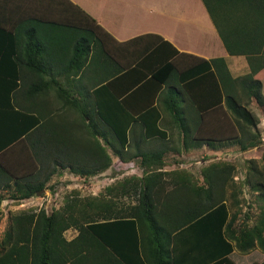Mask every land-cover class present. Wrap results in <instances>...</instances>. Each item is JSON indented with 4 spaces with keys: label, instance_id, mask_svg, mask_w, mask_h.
Segmentation results:
<instances>
[{
    "label": "trees",
    "instance_id": "16d2710c",
    "mask_svg": "<svg viewBox=\"0 0 264 264\" xmlns=\"http://www.w3.org/2000/svg\"><path fill=\"white\" fill-rule=\"evenodd\" d=\"M203 1L214 19L227 50L232 55L247 56L250 72L235 78L224 58L204 61L202 65L208 67L211 72L208 75H216L218 78L217 96H204L206 99L202 101L192 93L190 104H186L178 95L172 100L166 99L159 103L164 105L163 109H166L165 111L170 114L180 130L185 150L208 145L213 150L234 146L239 151L246 152L262 144L259 129L261 117L256 115L250 106L258 107L264 116V0ZM54 5L58 13L69 18L66 19L67 21L55 22V24L60 25L70 37L68 48L71 47L72 41L74 42L73 65L64 66L61 70H43V16L42 19L35 16L37 14L33 12L37 13V10L26 0H0V156L8 148L15 146V164L19 167L24 160L25 165L28 166L19 173L18 167L13 166L16 176L15 188L9 185L12 190L8 196L0 193V220L3 216L1 204L5 198L29 199L46 188L53 171L47 170L46 164L43 163V155H48L45 160L47 162L56 153L55 142L69 138L64 137L69 135L59 134V136L54 132L55 125H57L56 129L63 124L83 125L92 136L91 142H94L92 144L90 142V155L93 148V156L96 160L92 169L86 164L83 166L74 164L81 161L86 153L83 149L78 152L69 145L65 147L64 156L70 163L64 165V168L68 167L74 173L88 178L90 174H98L109 168L113 163V156L123 161L142 157L144 175L142 178L136 175L128 176L122 182L124 186L126 181L133 180L132 183L127 182V184H132L134 187L133 198L138 200L135 205L130 206L127 212L114 213L110 207L106 213H103L105 202H101V208L91 214V217L89 216L91 223H87L86 220L88 197H79L77 193L74 194L73 199L65 201L63 209L55 210L50 214H47L43 208L10 210L5 231L0 239V264H75L67 259L53 262L54 257L48 256L52 255L56 245L55 236L62 234L71 223L80 220H82L79 225L80 234L76 240L84 239L86 242L84 235L89 231L93 240L111 249L119 260L120 258L124 260V257H118V248L110 245L106 240L105 231L124 232L126 228L123 229L122 225L126 224L129 225L128 228L132 227L135 230L134 235L139 239V229L136 227L145 222L150 228L152 227L149 231L152 230L154 235L151 233L149 235L151 234L156 243V248L154 250L151 248L150 254L155 255L154 260L159 261L160 264H176L173 257L175 232L186 227L196 228L197 231L202 224L211 234L225 239L226 236L235 239L240 251L248 252L255 247L264 250V171L252 161L248 175L238 184L235 179L237 164L225 159L210 160L211 157L216 158V155L205 158L208 162L201 166L199 176L189 168L161 172L158 171L161 166L147 164V160L152 159L153 156L160 155L159 157L162 158L165 151L136 152L126 158V154L133 147L128 131L133 126L141 124L146 128V135L151 137V128L158 127L161 120V113L156 107L143 111L145 109H142L144 105L141 103V108L139 107L142 110L141 114L135 117V112L140 109L134 108L132 105L134 103H129L128 99H124V102L119 99L118 81L129 78V82H133L144 73L143 70L139 72L142 67L137 66L121 74L122 68L101 60L102 67L95 69L99 78L94 84H81L90 66L91 41L93 38L95 40L98 38L97 50L102 44L101 39L97 37L99 25L91 27L89 22L84 21L81 17L89 18V15L70 0H53V8ZM39 13L43 15V10ZM70 16L77 20H72ZM167 44L171 45L169 42ZM161 50L162 48L153 52L151 56L153 63L149 65L153 71L152 79L160 83L161 79H165L164 76H167L166 81L169 79L168 72L171 74L177 69L173 61H165L158 67L152 66L157 62ZM174 51L178 52L177 49ZM92 58L94 59L95 56L93 55ZM148 59L150 56L147 61ZM159 59L162 60L161 57ZM43 72L51 76L57 75L49 79V82H52L55 90L61 94L58 103L60 104L58 120L55 117L57 109L43 110V98L30 99L39 98L38 94L43 95ZM70 76L74 78L73 84L64 86L60 79ZM131 86L129 84V88H132ZM143 89H146L147 95L151 96L157 86L148 84ZM23 92L25 98L22 100ZM134 95L136 94L130 97ZM151 104L149 103V106ZM51 107H54V103ZM219 108H226L227 119L213 116V111ZM71 111L76 112L78 118L63 117L66 115L63 113ZM45 136L52 142L49 143L50 147H53L49 153L43 149ZM83 146L85 147V144ZM126 147L128 151H125ZM108 149H111L113 156L108 153ZM32 152L38 162L35 168L29 163L33 158ZM29 155L30 158L27 160ZM164 164L165 162L162 161V166ZM10 167L6 169L0 165V179L14 178L8 173ZM147 174L168 176L169 182L176 188L175 191L179 196L163 197L161 194L163 183L150 182ZM180 174L187 176L186 180H176ZM157 185L159 188L152 193L150 186L155 188ZM245 185L249 187L253 202L257 204V213L253 211L254 215H251L253 213L250 211L247 212L248 209L235 208L240 202L237 199L238 191H242ZM6 186L7 183L0 184V190L5 189ZM140 186L144 191L138 193ZM103 197L104 194L96 200ZM81 204L83 208L80 207ZM70 205L73 208L78 207L80 214L67 215ZM231 210H237V213H232ZM240 213H243L246 220L253 224H236L241 218ZM82 217L84 219H81ZM106 227L112 228L104 230ZM141 231L144 232L143 229ZM236 231L238 237L232 235ZM147 233L148 230L143 236L141 235L142 244L149 237ZM229 248L233 249L228 242ZM142 249V253L146 256L144 246Z\"/></svg>",
    "mask_w": 264,
    "mask_h": 264
},
{
    "label": "crops",
    "instance_id": "0c3cea01",
    "mask_svg": "<svg viewBox=\"0 0 264 264\" xmlns=\"http://www.w3.org/2000/svg\"><path fill=\"white\" fill-rule=\"evenodd\" d=\"M26 1L37 10V13L33 12V14H37L35 16H38L39 19H42L41 16H43V70H61L64 69V66H72L74 42L72 41L71 47L68 48L67 44L70 41V37L60 25L55 24V22L61 23L67 21L69 18L67 19L66 15L58 13L55 5L53 8V0ZM70 1L89 15V18H81L89 22L91 27L99 25L97 37H99L102 42V44H100V49L97 50L96 41L98 38L96 40L93 38L91 41L90 66L87 68V73L84 78H82L81 84H94V81L99 78L98 72H95V69H100V67H102L101 60L122 68L121 74L131 68L140 66L142 69H139V72L143 70L144 73H140L142 75L138 76L136 80H133L131 83L128 80L129 78H127V80L120 79L118 81L119 99L122 102L125 101L124 99H128L129 103H134L132 105L136 109H140L143 104L144 107L142 109H145L143 111L148 110L150 107H156L157 111L161 113L159 126H153L150 130L152 133L151 137L146 135V128L141 124H137L132 128L130 127L131 130L128 131V134L133 147L126 154V158L130 154L136 152L155 151L157 153L165 151L164 154H162V158L159 157L160 155L153 156L151 157L152 159L147 160V164L159 165L161 167L158 171L166 172L176 168H189L188 165L191 163V160L186 156H192L195 153L201 152H205L208 155L210 152L218 157L220 152L234 149V146H229L219 150H213L208 145H203L201 147L185 150L182 145L180 130L173 122L170 114L165 111L166 109H163L164 105L159 103V101L166 99L172 100L174 96L178 95L183 98L186 104H190L192 93L200 97L202 101L206 99L204 96H217L218 78L216 75H208L211 72H209L208 67H206V69L205 66L202 65L204 61L224 58L231 74L235 78L250 72L247 56L232 55L227 50L214 19L203 0H180L177 2L176 0ZM184 7H187V10H184ZM41 10H43V15L39 13ZM150 16H155V22L148 19ZM71 19L77 20L75 17H71ZM161 19L176 21V27L167 29L164 24H159L162 23V21H160ZM181 23H184L185 26H180L176 29ZM137 38L139 39L134 41ZM167 42L171 45H168ZM103 48L104 50H102ZM161 48L162 53L158 54L156 59L157 62L152 64V66L158 67V65H162L161 63L165 61H173L177 69L171 73L172 75L168 72L169 79L166 81L167 76H164L165 79H161L160 83L152 79L151 75L153 71L150 69L149 65L153 63V57H151L153 56V52ZM174 49H177L178 52L176 53ZM93 55L95 56L94 59L92 58ZM149 56L150 59L147 61ZM160 57L162 60L159 59ZM55 77H57V75L51 76L43 72V95L38 94L37 97L39 98L32 97L30 99L43 98V110L48 111L51 108L53 111H56L57 109L55 117L58 120V114H60L58 112L60 104L58 103L61 94L55 90L53 83L49 82V79ZM73 79V76H70L60 80L64 86H71L74 82ZM129 84L132 85V88H129ZM148 84L157 86V89L154 90L151 96H148L146 89H143ZM133 94L136 95L130 97ZM21 98L22 100L25 98L24 92ZM53 103L55 108L51 107ZM149 103H152L151 106H149ZM128 109L131 111L130 107ZM225 110L226 108L215 109L213 111V116L220 119H227L228 113H226ZM141 111L140 109L135 112V117H139ZM131 113L133 114V112ZM63 114H66L63 117H68L69 119L78 118V114L74 111ZM56 127L57 125L53 126L54 132L58 135H69L64 136L69 138L55 142L54 149L56 153L47 162L45 160L48 155H43V163L46 164L47 170L53 171L46 184V188L29 199L18 200L5 198L2 201L1 208L3 212L7 213V217L10 210L17 211L29 209L31 207L35 210L43 208L47 214H50L55 210L63 209L65 201L73 199L76 193L79 197H88L87 223H91L90 215L101 208V202H105L102 210L103 213H106L110 207L114 213L127 212L130 206L138 202V200L133 198L135 195L134 187H132V184H127V182L132 183L133 180L126 181L124 186L122 182L125 178L132 175L143 177L144 168L143 165H141L142 157L123 161L119 157L113 156L111 149H108V153L113 156L112 165L103 172L90 174L88 178L82 177L80 174L74 173L70 168H64V165L70 163L64 156V150H66L65 147H68V145L78 152H81L83 149L86 153L85 157L82 158L81 161L74 162V164L81 166L86 164L89 169H92L96 162L93 156V148L90 155V142L92 141V136L88 129H84L83 125L67 126L63 124L60 125L58 129H56ZM49 143L52 142L48 141L46 136L43 137V149L48 153L50 149L53 148L50 147ZM92 143L94 142H91V144ZM84 144L85 147L83 146ZM104 147H106V145H104ZM14 148L15 146L8 148L0 156V165L6 169L11 166L8 173L14 177L0 179L1 185L7 183L6 188L0 190V193L5 196H8L12 188H15L14 183L16 176L14 174V167L17 168L18 166L14 161ZM125 149V151H128L127 147ZM32 157L29 163L35 168L38 162L33 152ZM206 157L205 155L204 159ZM29 158L30 155L27 160ZM162 161L165 162L163 166ZM207 162V160H203L202 165ZM24 165L25 162L23 160L18 167V173L22 171L24 167H28ZM114 169H126V171L121 174H118L119 172L112 174ZM147 175V177L150 178V182L159 181L163 183L164 187L161 190L163 197L171 196L174 198L175 195L179 196L175 191L176 188L169 182L168 176L161 174ZM176 178V180L184 181L187 176L180 174ZM200 179L203 181L202 177H200ZM9 185L12 188H10ZM150 188L153 193V191L159 187L157 185L155 188L151 186ZM140 191H144L142 186L139 187L138 193ZM103 194V198L96 200L97 197L99 198ZM41 197H43L42 202ZM109 203H111V205H109ZM80 207L83 208V205L81 204ZM236 211L237 210H231L230 212L237 213ZM72 213L79 215V208H73L70 205L67 215ZM5 217L1 219L3 220ZM240 217L241 218L236 221V224H253L246 220V216H244L243 213H240ZM81 219H84V217ZM81 221L82 220L77 223H71L62 234L59 233L55 236L56 240L54 239V242L56 245L54 246L52 255L48 256L54 257L53 262L67 259L70 263L75 264H160L159 261L154 260L155 255L150 254L151 248H153V250L156 248V243H154L151 237V234L154 235V233L152 230L149 231L152 227L150 228L148 223L145 222L139 224V226L137 225L136 228L139 229V239L138 236L134 235L135 230L132 227L128 228L127 226L129 225L126 224L122 225L124 226L123 229L126 228L124 232L108 233L105 231L106 240H108L110 245H114L118 248V257H124V260L122 258L119 260L116 258L117 256L112 253L111 249L105 248L97 241L93 240L89 231H86L84 235L86 237V242L84 239L81 241L76 240L80 234L79 225ZM107 228L112 227H106L104 230ZM141 229H143L144 232L141 231ZM195 229L196 228L186 227L174 233L173 257L174 262L176 260V264H264V250L260 247H255L248 252H243L237 247V241L235 239H229L228 236H226L225 239L224 237L211 234L204 224H202V227H198L197 231ZM147 230L149 237H147L146 242L142 244L141 235L143 236ZM130 231H133V233H130ZM149 233L151 234L149 235ZM232 235L237 236L238 231L233 232ZM228 242L232 245L233 249H228ZM143 246L146 249V256L142 253Z\"/></svg>",
    "mask_w": 264,
    "mask_h": 264
},
{
    "label": "rangeland",
    "instance_id": "374dc122",
    "mask_svg": "<svg viewBox=\"0 0 264 264\" xmlns=\"http://www.w3.org/2000/svg\"><path fill=\"white\" fill-rule=\"evenodd\" d=\"M180 1V0H176ZM184 10H187V7H184ZM149 20H151L152 22H155V16H150L148 18ZM160 21H162V23L159 24H164V26L167 29H171V28H175L176 27V21H171V20H167V19H161ZM180 26H185L184 23H181L176 29H178ZM250 108L252 109V111L258 115L259 117H261V122L259 124V129H260V137L262 139V144H260L258 147L252 148L246 152H241L238 150L237 147H234L233 150H226L223 152H220V155L218 157H211L210 160L212 159H225V160H229V161H233L237 164V170H236V176L235 179L236 181H238V184H240L241 182L244 181L245 177L248 175V172L250 170V166H252V161H255L254 163H256L259 167V169H261L262 171H264V116H262V112L258 109V107H255L253 105L250 106ZM213 156L215 154H211L210 152L208 153V155L205 152H201V153H195L192 156H186L187 158H189L191 160V163L188 165L189 169H191V171H193L194 173H196L198 176L200 175V169L201 166L203 164V160L204 156ZM187 166V167H188ZM126 169H121V170H115L112 171V174L114 173H125ZM41 202L43 201V197H41ZM238 200H240L239 204L236 205L235 208H243L244 210L250 211L251 213H253V211H255L257 213V204L256 202H253V198L250 195V190L249 187L247 185H245L242 188V191H238ZM43 205V204H42ZM250 208H252L253 210H251ZM5 211V210H4ZM251 215H254L251 214ZM6 216V217H5ZM3 217H5V219H1L0 220V239L3 235V232L5 231V227L7 224V213L3 212ZM2 217V218H3Z\"/></svg>",
    "mask_w": 264,
    "mask_h": 264
}]
</instances>
